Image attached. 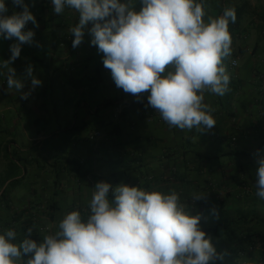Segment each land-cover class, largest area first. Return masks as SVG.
Wrapping results in <instances>:
<instances>
[{
	"label": "crops",
	"instance_id": "crops-1",
	"mask_svg": "<svg viewBox=\"0 0 264 264\" xmlns=\"http://www.w3.org/2000/svg\"><path fill=\"white\" fill-rule=\"evenodd\" d=\"M24 2L38 27L26 25L25 31H34L33 43L21 45L11 66L24 79L23 92L31 88L29 64L42 83L21 99L7 90L6 70H0V234L14 229L19 242L33 224L54 233L68 212L80 211L86 219L97 182L125 183L163 193L175 189L189 212L201 215V229L221 231L211 237L224 254L214 264H264V200L255 189L256 160L264 158V0H204L209 15L234 7L237 17L229 24L232 54L224 59L229 91L205 93L216 121L205 132L170 127L147 106L148 93L138 100L117 88L103 53L90 43L91 23L73 48L75 11L56 14L51 0ZM5 3L6 15L22 11L12 0ZM13 43L0 37V63L10 58ZM109 100L117 103L104 107ZM20 186L40 201L34 210H11L7 192ZM193 193L207 198L193 204ZM42 237L33 228L31 238Z\"/></svg>",
	"mask_w": 264,
	"mask_h": 264
},
{
	"label": "clouds",
	"instance_id": "clouds-1",
	"mask_svg": "<svg viewBox=\"0 0 264 264\" xmlns=\"http://www.w3.org/2000/svg\"><path fill=\"white\" fill-rule=\"evenodd\" d=\"M51 3L56 14L66 8L78 14V23L69 29L73 48L83 42L91 23L90 43L103 53V65L117 88L138 100L148 93L147 106L170 127L205 132L216 126L215 109L205 103V93L223 96L229 91L224 59L232 54L234 7L213 17L204 0H139V9L137 0ZM12 4L22 11L6 15L5 0H0V37L16 40L0 70H6L7 90L26 100L42 82L29 64L25 78L31 88L23 92L24 79L11 65L20 57L21 45L33 43L34 31H25L26 25L38 24L24 0ZM256 163V196L264 200V158L258 156ZM206 198L207 193H193L191 201ZM87 208L86 219L80 211L68 212L40 242L31 238L32 227L19 242L14 229L5 230L0 264H214L224 258L200 228L201 215H192L175 189L163 193L99 181Z\"/></svg>",
	"mask_w": 264,
	"mask_h": 264
},
{
	"label": "rangeland",
	"instance_id": "rangeland-1",
	"mask_svg": "<svg viewBox=\"0 0 264 264\" xmlns=\"http://www.w3.org/2000/svg\"><path fill=\"white\" fill-rule=\"evenodd\" d=\"M92 121V120H91ZM94 123L91 122V125H93ZM90 129V128H89ZM104 131V130H103ZM85 135H87V138L89 140V143H94L95 142V137L93 136H88L87 131H85ZM8 195L11 196V203L9 204L11 206V210H16V211H22L23 208H32L33 210L35 209V207H37V204H41L39 203L40 201H35L33 200V194L29 192L28 187L27 186H20L16 192L11 193V192H7ZM37 196H40V193H37ZM25 219H30V217H25ZM15 226V225H14ZM21 228H25L27 225H20ZM33 228L36 229L37 233H39L40 235H46V231L43 229V227H41L39 224H33L32 225ZM21 234H22V229H21ZM23 259H27L25 257H23Z\"/></svg>",
	"mask_w": 264,
	"mask_h": 264
},
{
	"label": "trees",
	"instance_id": "trees-1",
	"mask_svg": "<svg viewBox=\"0 0 264 264\" xmlns=\"http://www.w3.org/2000/svg\"><path fill=\"white\" fill-rule=\"evenodd\" d=\"M230 30H232L231 28H229V31ZM117 102H113V101H111V100H109V101H106L105 102V105H104V107H110V106H113V105H115ZM140 106H142V105H140ZM121 114H122V111H121ZM120 114V115H121ZM5 196V193H3L2 194V197H0V199H2L3 197ZM203 231H205L206 233H207V235L208 236H210V237H217V238H219L220 236H221V231H218V232H216L215 230H213V229H202Z\"/></svg>",
	"mask_w": 264,
	"mask_h": 264
},
{
	"label": "built area",
	"instance_id": "built-area-1",
	"mask_svg": "<svg viewBox=\"0 0 264 264\" xmlns=\"http://www.w3.org/2000/svg\"><path fill=\"white\" fill-rule=\"evenodd\" d=\"M234 65H235V64H233V66H234ZM120 114H121V109H120V108L116 109V117L119 116ZM152 119H153V115H150L149 118H148V120H149V121H152ZM95 135H96V136H99V133H95Z\"/></svg>",
	"mask_w": 264,
	"mask_h": 264
}]
</instances>
